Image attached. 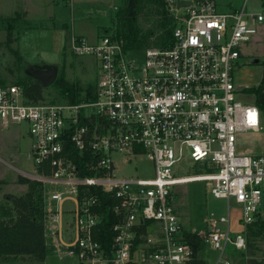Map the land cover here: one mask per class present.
<instances>
[{
    "label": "built area",
    "instance_id": "2783aa9c",
    "mask_svg": "<svg viewBox=\"0 0 264 264\" xmlns=\"http://www.w3.org/2000/svg\"><path fill=\"white\" fill-rule=\"evenodd\" d=\"M164 6L169 24L157 43L130 46L107 29L94 40L71 36L70 50L97 62L93 87L76 101H27L19 84L0 85V125L28 124L32 166L19 173L42 186L45 244L50 238L53 252L76 264H189L197 252L184 231L198 235V248L205 242L219 252L213 264H225L226 245L241 251L246 225L261 217L264 152L235 146L239 131L261 128V110L238 97L234 70L264 32V9H217L215 0ZM117 152L125 160L145 155L151 176L116 175ZM181 160L200 171L178 174ZM189 180L209 182L211 195L226 204L224 214L206 215L201 231L182 225L171 200L172 187ZM96 189L112 201L106 238ZM231 202L240 231L229 230ZM66 211L71 235L62 237Z\"/></svg>",
    "mask_w": 264,
    "mask_h": 264
},
{
    "label": "rangeland",
    "instance_id": "374dc122",
    "mask_svg": "<svg viewBox=\"0 0 264 264\" xmlns=\"http://www.w3.org/2000/svg\"><path fill=\"white\" fill-rule=\"evenodd\" d=\"M124 0H0V85L11 82L21 87L36 82L26 73L27 68L43 67L46 64L57 66L55 79L58 77L71 82L77 96L88 93L94 85L97 73V62L87 53L74 54L69 48L72 35L84 34L88 39L91 33L115 30L114 13ZM217 9L239 7L244 4L245 9H264V0H215ZM141 31L148 34L149 43H157L164 35L165 25L161 23L158 14L149 13L144 17H137ZM169 19L166 22L169 24ZM140 47V46H139ZM248 53L241 56L240 64L235 68V79L240 85L259 84L258 90L264 92V32L260 37L247 46ZM255 56L258 60L254 61ZM253 86V85H252ZM251 86V87H252ZM255 87V86H253ZM40 93L43 101L63 102L64 97L55 80L50 84L41 85ZM238 97L247 102H253L252 94L246 88L239 90ZM261 110V109H260ZM263 113L264 110H261ZM26 121L11 123L6 127L0 125V216H12L11 204L6 201L5 194L19 192L21 186L14 182L19 171L31 169V161L26 157L30 137L27 133ZM237 133L239 137L240 133ZM264 142V141H263ZM120 152L112 154V162L116 175L149 177L152 174L150 161L143 154H134L125 160ZM178 174L188 175L200 171L189 161H178ZM26 186V184H24ZM209 182L189 180L174 186L172 202L177 217L183 226L193 227L196 231L204 228L206 215L224 214L226 204L224 199L215 198L209 191ZM27 187V186H26ZM260 204L261 218H264V193ZM71 206L65 201V207ZM67 209V208H66ZM69 210V209H68ZM70 212V211H69ZM68 212H64V214ZM230 232L240 231L239 208L230 204L229 211ZM248 226V225H247ZM249 240L251 246L245 244L241 251L225 247V264H244L249 260L264 259V231L251 227ZM246 233L248 230L246 228ZM71 235V230L65 231V236ZM254 238V239H253ZM50 238H48V243ZM231 250V253H230ZM199 258L208 264H213L219 252L202 242L196 250ZM44 264H76L71 255L58 256L50 247L45 252ZM250 262V261H249ZM28 256H14L0 258V264H33ZM223 264V263H218Z\"/></svg>",
    "mask_w": 264,
    "mask_h": 264
},
{
    "label": "trees",
    "instance_id": "16d2710c",
    "mask_svg": "<svg viewBox=\"0 0 264 264\" xmlns=\"http://www.w3.org/2000/svg\"><path fill=\"white\" fill-rule=\"evenodd\" d=\"M149 13L158 14L161 17V23L165 25L164 32H166L168 29L166 22L169 18L164 0H124L114 13L115 32L124 39L127 45H149L147 37L151 29L149 28L148 32L141 31L136 20L138 16L144 17ZM54 80L61 90L62 97H66L70 101H76L78 98L76 89L71 82L61 77ZM258 87L259 85L246 89L252 94L253 101L258 104L261 110H264L263 103L258 99ZM22 91L27 101H36L41 98L40 83L38 81L22 87ZM71 150L73 159L80 166L81 162L77 150ZM81 173L88 174L90 171L82 168ZM16 181L26 184L27 188L20 194H5L6 201L11 204L12 216H0V258L28 256L34 262L33 264H44L46 245L43 238L42 186L40 182L21 174L16 176ZM92 190L95 189L92 188ZM96 191L99 199V205L96 209L103 212V225L100 235L106 238L109 235L107 228L113 222L112 211L109 208L112 201L105 191H99V189H96ZM247 225L248 233L244 232L245 244L251 246L249 236L254 233L250 229L255 226L258 231H264V218L259 217ZM183 235V240L190 242L192 250L195 252L198 249V235L187 231H184ZM249 261L244 262V264H264V259ZM189 264L208 263L201 258H195L190 260Z\"/></svg>",
    "mask_w": 264,
    "mask_h": 264
},
{
    "label": "crops",
    "instance_id": "0c3cea01",
    "mask_svg": "<svg viewBox=\"0 0 264 264\" xmlns=\"http://www.w3.org/2000/svg\"><path fill=\"white\" fill-rule=\"evenodd\" d=\"M97 34H99V33H97ZM97 34L92 32L91 33L92 38H89V39L90 40H94L96 38ZM263 80H264V78L261 81H263ZM243 81L246 82V84H248L246 87L245 86L242 87L240 85L239 78L235 79V85H236L237 89L239 88V90H242L243 88H248V87H251L252 85L255 86V87L257 85H259V84L256 85L254 83L250 84L249 80H246V79H243ZM257 92H258V99L263 103V106H264V92H262L261 90H258ZM260 127L261 128L258 129L257 131L242 130V132L240 133L239 137H237L236 143H235L236 150L238 152H247V153H250V154H257V153L264 152V142H263L264 141V112L263 113L261 112V126ZM16 169L19 171L18 168H16ZM14 180H15L14 182H16V184L18 186H21L20 189H19V192H17V193L15 192L14 194H20V193L24 192L26 190V188H27L24 185V183L17 182L16 178ZM262 200H263V198H262ZM259 215L261 216L260 212H259ZM62 220H63L62 221V228H63L62 237H64L65 231L69 228V227L66 228L67 225H68V222H69V215H67V213L66 214H62ZM185 228H187V227H185ZM49 248H50V245H49V243H47L46 251ZM230 253H231V251H230ZM57 255L58 256H63V255H59V254H57ZM197 258H199L198 255H197Z\"/></svg>",
    "mask_w": 264,
    "mask_h": 264
},
{
    "label": "water",
    "instance_id": "95a60500",
    "mask_svg": "<svg viewBox=\"0 0 264 264\" xmlns=\"http://www.w3.org/2000/svg\"><path fill=\"white\" fill-rule=\"evenodd\" d=\"M188 0H177V4H181L183 2H187ZM257 60V56H255L254 61ZM57 66L55 64L49 65L46 64L43 67L35 66L32 68H27L26 73H28L31 77L37 80L41 85L50 84L54 81L56 76ZM150 227L148 228V231Z\"/></svg>",
    "mask_w": 264,
    "mask_h": 264
}]
</instances>
